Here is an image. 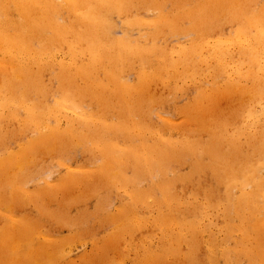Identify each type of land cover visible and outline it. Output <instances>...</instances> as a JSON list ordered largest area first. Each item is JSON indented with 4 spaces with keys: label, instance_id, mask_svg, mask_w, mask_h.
<instances>
[{
    "label": "bare ground",
    "instance_id": "1",
    "mask_svg": "<svg viewBox=\"0 0 264 264\" xmlns=\"http://www.w3.org/2000/svg\"><path fill=\"white\" fill-rule=\"evenodd\" d=\"M167 1L172 5V13L165 11ZM148 6L153 7L157 14L156 20L150 22L153 23L154 32L145 36L150 41V46L143 45L144 39L134 41L128 37L111 36L112 12L130 13L132 8L139 10ZM129 20L131 24L140 22L134 16ZM184 20L191 23L190 30L197 37L181 47L174 57L170 50L172 48L168 49V45L159 44L156 36L161 33L162 27L182 33ZM224 22L237 24L234 37H220L211 42V36L222 28ZM235 45L237 55L233 52ZM54 52L69 55L71 62L59 63L58 66V91L61 97L54 104L42 107L32 97V93L46 92L39 73L45 68H53L54 65L40 62L43 61V56ZM0 54L7 60L0 61V110L5 107L11 110L22 109L25 114L22 119L24 127L32 129L36 136L32 143L22 148L23 152L20 154L0 155V202H22L28 198L23 190L26 174L22 171L29 154L35 150L48 151L72 136L91 140L96 144L104 158L99 163V171L108 179L115 177L121 180L124 165H130L137 173L155 170L163 173L171 158L190 154L195 156L194 162L199 163V156L206 153L214 162L211 168L223 188L222 193L217 196L213 193L206 195V204L220 206L222 203L228 223L238 216L242 220V241L235 245L234 250L222 252L224 264H242L243 257L249 264H264V255L259 251V254L254 253L255 248L264 247V215L260 214L264 208V175L261 174L264 169V119L255 123L253 131L247 128L244 131L238 126V129L229 134L227 128L216 124L212 127L215 134L205 145L191 139H163L158 133L156 134L159 138L155 137L154 142L148 144L144 139L146 129L137 127V138L140 142L124 148L118 146L117 142L110 143L111 140H105L104 137L107 135L106 131L121 130V133L127 134L130 130L129 124L115 128V125L106 123L102 117L92 121L91 116L94 113L85 109L82 104L84 97H91L101 107L109 106L115 99H125V108L130 112L129 106L136 100L132 102L130 94L144 97L150 83L158 80L162 82L166 73L168 77H187L200 73V69L204 67L206 73H210L213 78V87L219 88L212 92L198 86L187 110L190 113L188 117L209 131L210 115H215L216 106L219 105L216 92L221 90L237 94L241 105L244 103L243 97H247L250 102L242 120L255 119V104H264V1L0 0ZM51 59L53 58H50V62ZM136 61L141 65L140 71L138 70L139 84L132 87L122 81L121 73L126 68H134ZM231 63L234 64L233 77L246 80V84L240 86L237 81L229 79L232 77L229 74V82L223 81L222 86H216L215 81L228 72ZM78 79L83 85L77 84ZM66 106L77 112L78 117L68 119V128L62 134L58 132L57 124L54 128L50 127L49 120L50 116H55L58 121V115ZM231 110L234 112L235 108ZM261 113L264 115V107ZM10 116L17 118V111L12 110ZM132 121L139 125L134 118ZM82 129L88 132L85 133ZM220 130L222 133L216 134ZM242 134L252 142L258 155L237 164L230 158L240 152ZM160 187L162 188V183ZM235 189L240 190L239 195L235 194ZM8 195L11 196L10 199ZM142 197L144 195L141 196V193L135 195L137 201H141ZM171 197L170 193L163 191L161 199L158 200V203L167 205L168 211L164 213L163 219L172 223L170 226L175 221ZM203 207L204 204H198L192 209L197 212ZM180 224L178 227H183L186 223L182 221V225ZM193 228L194 231L200 230L198 224L193 225ZM30 234L29 224L18 220L14 222L11 230L0 231V253L9 249L12 252L9 259L6 258L7 264H24L26 261L36 264L40 258L39 253L46 257L52 254L46 248L37 252L36 256L33 253L22 255L18 247L21 240ZM198 236L199 233H195L192 238L184 239L181 230H178L175 242H170L168 251L163 254L178 252L179 244L183 240L188 247L187 256L191 264H194L195 251L202 244L196 239ZM206 246L208 253L203 262L220 264L217 249L219 242L211 238L209 243H205ZM161 257L148 255L143 260L158 262Z\"/></svg>",
    "mask_w": 264,
    "mask_h": 264
},
{
    "label": "rangeland",
    "instance_id": "2",
    "mask_svg": "<svg viewBox=\"0 0 264 264\" xmlns=\"http://www.w3.org/2000/svg\"><path fill=\"white\" fill-rule=\"evenodd\" d=\"M172 10L170 1H167L165 11L172 13ZM132 16L139 19V24L130 23L129 19ZM156 17V10L151 6L139 10L132 8L130 13L112 12L111 36L128 37L134 41L144 39L148 44L142 42L143 45L150 46L151 43L145 36L154 32L153 23L150 22L155 21ZM182 27L184 29L182 33L162 27L161 33L156 36L159 44L168 45V49L172 48L170 50L173 51L174 57L181 47L197 37L190 30L189 21L184 20ZM236 28L237 24L224 22L222 28L211 36V42L220 37H234ZM234 51L237 55L236 45L233 47ZM62 52L47 54L40 62L54 65L53 68H45L39 73L46 92L32 93V97L39 101L42 107L54 104L61 97L58 91L60 87L58 66L59 63L71 62L70 56ZM50 58H53L52 62ZM0 61H7L3 54H0ZM233 65L231 63L228 72L215 81L216 86H222L223 81L229 82L227 80L229 74L232 76L229 79L237 81L240 86L246 84V80H237L233 77ZM35 69L37 70V67ZM140 69L141 65L136 61L134 68L122 71V81L135 87L139 84ZM77 84L83 85L80 79ZM198 86L212 92L219 88L213 87L211 74L206 73L202 67L200 73L187 77H168L166 73L162 82L158 80L150 83L144 97L130 94L132 102L136 99L135 103L129 106L130 112L125 108V99H115L109 106L101 107L91 97H84L82 104L85 109L94 113L91 116L92 121L102 117L106 123L115 125V128L129 124L130 130L127 134L121 133V130L106 131L107 135L104 137L105 140H111L110 143L117 142L118 146L124 148L140 142L137 138V127L146 129L144 139L148 144L159 138L156 134L158 133L163 139L172 141L191 139L205 145L215 134L212 127L216 124L227 128L229 134L238 129V126L244 131L246 128L253 131L255 123L263 121L264 115L261 113L263 103L255 104L254 110L257 115L255 119L242 120L250 100L243 97L244 103L241 105L237 94L219 90L216 92L219 105L216 106L215 115L214 113L210 115L212 117L209 118L211 123L209 131L205 130L188 117L190 113L187 111ZM233 108L235 110L231 112ZM12 110L17 111V118L10 116ZM12 110L6 107L0 110V155L3 156L9 153L20 154L23 152L22 148L32 143L36 137L32 129L23 125L24 111L17 108ZM58 117L56 121L57 117L50 116V127L54 128L57 124L58 132L65 134L68 119H76L78 116L77 112L66 106ZM133 118L139 125L132 121ZM221 133L222 130L216 134ZM95 145L91 140L72 136L57 143L48 151L35 150L29 154L27 160L30 163L26 160L22 171L26 174L23 190L28 198L22 202L7 200L0 202V231L11 230L16 220L29 224L31 228L30 236L19 241L18 248L21 249L22 255L33 253L36 256L37 252L49 248L52 254L46 257L39 253L40 258L38 257L36 264H191L188 247L183 240L179 244L178 252L163 254L168 251L170 242H175L177 231L181 230L184 239L192 238L195 233H199L196 239L202 244L195 251L194 264H205L203 261L208 253L205 243L207 241L209 243L211 238L219 242L217 247L220 254L219 263L224 264L222 252L234 250L235 245L242 241L240 216L228 223L222 203L220 206L206 204V195L213 193L217 196L223 190L217 174L211 168L214 162L210 155L206 153L200 155L199 163H195V156L190 154L171 158L167 161L163 173H159L158 170L137 173L130 165H124L123 178L119 180L115 177L111 179L103 177L99 171V163L104 158ZM255 152L252 142L242 134L240 152L230 159L238 164L247 158L257 157L258 153ZM261 174L264 175V169ZM161 183L164 190L160 187ZM249 189L250 187L247 188ZM163 191L172 196V213L175 219L172 226H170L172 223L163 219L164 213L168 211L167 205L158 203ZM234 192L236 195L240 194L238 189ZM138 193L144 195L141 201L135 199ZM10 198L8 195V199ZM198 204H204L205 207L193 212L192 208ZM260 214L264 215V208ZM182 221L186 224L178 227V224L182 225ZM196 224L200 226V230L194 231L193 225ZM257 251L264 255V247L255 248L254 253L259 254ZM11 253L10 249L0 253V264H7ZM148 255L163 256L158 262H146L143 258ZM29 263L26 261L24 264ZM241 263L249 264V261L243 257Z\"/></svg>",
    "mask_w": 264,
    "mask_h": 264
}]
</instances>
